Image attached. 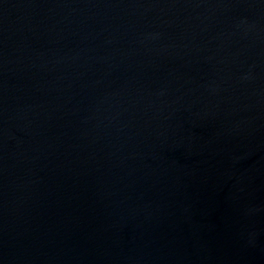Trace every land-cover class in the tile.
Segmentation results:
<instances>
[{
    "label": "water",
    "instance_id": "1",
    "mask_svg": "<svg viewBox=\"0 0 264 264\" xmlns=\"http://www.w3.org/2000/svg\"><path fill=\"white\" fill-rule=\"evenodd\" d=\"M0 264H264V0H0Z\"/></svg>",
    "mask_w": 264,
    "mask_h": 264
}]
</instances>
